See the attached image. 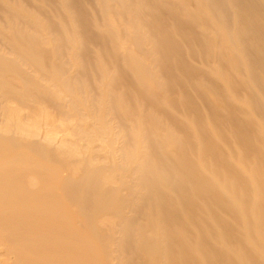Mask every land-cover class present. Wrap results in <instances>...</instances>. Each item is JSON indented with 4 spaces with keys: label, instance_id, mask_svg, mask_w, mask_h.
I'll use <instances>...</instances> for the list:
<instances>
[{
    "label": "bare ground",
    "instance_id": "1",
    "mask_svg": "<svg viewBox=\"0 0 264 264\" xmlns=\"http://www.w3.org/2000/svg\"><path fill=\"white\" fill-rule=\"evenodd\" d=\"M4 246L264 264V0H0Z\"/></svg>",
    "mask_w": 264,
    "mask_h": 264
},
{
    "label": "rangeland",
    "instance_id": "2",
    "mask_svg": "<svg viewBox=\"0 0 264 264\" xmlns=\"http://www.w3.org/2000/svg\"><path fill=\"white\" fill-rule=\"evenodd\" d=\"M42 131H44L45 134H46V133H49L48 136H50V134H51L52 136H53V135L55 136V133H56L55 131H52V130H50V132H53V134L50 133V132H48V131L46 132L45 130H42ZM42 131H41V135H40L41 137H42V135L44 134V132L42 133ZM59 132H60V131H59ZM45 134H44V135H45ZM60 134H61V135H60ZM64 134H65L64 132H61V133H59V134L56 133V136H55V139H56V140H55V142H56V141L58 142V140L60 141V140H62V139H66V138H68V137H65ZM44 135H43V136H44ZM65 135H66V134H65ZM54 136H53V139H54ZM58 137H59V138H58ZM61 137H62V138H61ZM5 248H6V247L4 246V249H5ZM1 249L3 250V252H2ZM4 249H3V247H2V248L0 247V264H6V263H9V262H6V261H5V260L8 258L7 256L9 255V253H8V251H6L7 249H5V250H4ZM5 252H6L7 254H6ZM6 257H7V258H6ZM3 260H4V261H3ZM57 261H58V260H56V262H57ZM52 262H53V261H52ZM58 262H59V261H58ZM58 262L55 263V260H54V263H55V264H58ZM54 263H53V264H54ZM59 263H60V262H59Z\"/></svg>",
    "mask_w": 264,
    "mask_h": 264
}]
</instances>
